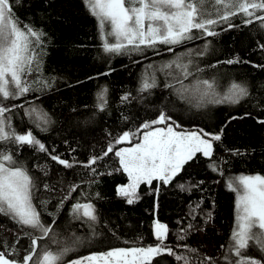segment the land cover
I'll return each mask as SVG.
<instances>
[{
  "label": "trees",
  "instance_id": "16d2710c",
  "mask_svg": "<svg viewBox=\"0 0 264 264\" xmlns=\"http://www.w3.org/2000/svg\"><path fill=\"white\" fill-rule=\"evenodd\" d=\"M10 2L21 27L28 25L43 33L42 42L35 49L41 61L39 71L34 70L25 77L32 90L19 100L5 102L11 106L23 105L7 114L11 126L18 133L32 131L52 155L77 162L74 167L65 169L46 153L27 146L17 150L10 143L0 145V150L12 152L16 166L25 167L36 178L38 188L33 203L41 213V220L52 224L53 233L61 242L57 245L41 240L38 251L72 246L75 238L80 237L82 243L63 258L62 264H68L112 248L154 246L158 243L154 237V221L159 220L169 229L165 243L176 253L188 256L191 264H200L206 256L212 257L215 264H226L223 257L235 226L236 199L235 193L228 190L227 182L241 174L264 175V124L258 123L264 119V67L253 66L264 65V51L258 47L264 44V29L255 23L246 25L238 16L231 19L234 27L221 25L216 28L218 35L188 41L171 52L167 46L158 45V51L149 49L143 55H113L104 52L98 22L89 14L83 0ZM206 44V54L193 56V67L203 69L196 75L215 80L217 91L222 94L232 82L245 83L250 92L247 99L236 105L209 104L195 108L164 87L166 79L160 71L155 73L158 88L151 93L138 91L145 72L154 71L148 65L159 66L189 49L199 51ZM236 57L250 63H221ZM194 79L190 77L184 84ZM41 80L54 83L44 88L38 83ZM104 89H107V105L100 111L98 95ZM128 93L133 99L122 103L121 97ZM31 107L50 116L52 123L46 132H41L25 115V110ZM161 108L181 125L177 130L223 131L221 141L214 144L213 156L223 175L213 172L208 160L198 154L171 184L159 183L158 194L153 191L158 182L154 181L151 188L142 184L138 190L140 199L129 205L116 192L117 187L127 184L128 180L124 173L116 171L119 163L114 153L93 165L97 173H105L103 175L93 176L81 164L87 163L91 156H99L113 137L124 131H136L144 122L156 119ZM136 142L133 140V144ZM130 146L133 145L124 143L115 147ZM229 150H239L240 154L232 155ZM42 169L47 170V175ZM178 183L198 186L191 191H181ZM73 184L79 187L60 206ZM77 202L95 205L100 221L96 226L98 236L92 237L88 225L73 217L72 207ZM197 204L199 208L193 218L191 212ZM208 213H211L210 219ZM189 224L193 227L180 239L181 229H187ZM0 245L15 247L19 256L10 258L22 259L30 239L15 223L0 216ZM187 248L197 251L189 252ZM3 250L0 247V251ZM248 254L261 258L253 247ZM153 264L177 262L164 254L154 258Z\"/></svg>",
  "mask_w": 264,
  "mask_h": 264
},
{
  "label": "snow or ice",
  "instance_id": "6c2138e0",
  "mask_svg": "<svg viewBox=\"0 0 264 264\" xmlns=\"http://www.w3.org/2000/svg\"><path fill=\"white\" fill-rule=\"evenodd\" d=\"M83 3L89 14L98 22L104 52L113 55H143L149 49L158 51V45L167 46L171 52L188 41L218 35L216 28L221 25L234 27L231 19L238 16L244 24L255 23L264 29V0H83ZM42 37L43 33L31 26H20L10 0H0V145L10 143L15 145L17 150L27 146L48 154L52 161L70 169L77 162L52 155L32 131L18 133L12 128L11 118L7 114L15 107L22 108L23 105L5 106V102L19 100L32 90V85L25 77L31 75L34 70L39 71L41 61L35 49L41 44ZM207 47L206 44L199 51L189 49L159 66L148 65V68L154 71L145 72L138 91L151 93L152 89L158 88L160 85L155 73L160 71L166 79L164 87L171 89V94L177 99L195 108H203L209 104L236 105L247 99L250 92L245 83L232 82L222 94L217 91L215 80L196 75L203 69L193 67V56L206 54ZM258 47L264 51V44H258ZM221 63L231 65L250 62L241 61L236 57ZM190 77H195L194 82L184 84ZM38 83L44 88H50L54 82L41 80ZM106 93L107 89H104L98 95L100 111H104L107 105ZM132 99L128 93L121 97V102L130 103ZM25 115L41 132H46L52 123L50 116L36 107L25 110ZM258 123L264 124V119L258 120ZM180 128L181 125L161 108L156 119L144 122L136 131H124L113 137L99 156H91L88 162L81 166L89 169L93 176L103 175L105 173H97L93 165L109 153H114L119 163L116 171L124 173L128 180L127 184L118 186L116 192L129 205L140 199L138 190L142 184L151 188L154 181L158 182L157 187L153 189L158 194L159 183L171 184L186 165L197 159L198 154L208 160V166L213 172L223 175L219 163L213 160L214 144L221 141L223 131H178ZM133 140L138 142L133 144ZM124 143L133 146L116 149V145ZM229 151L232 155L240 154L239 150ZM16 165L11 151L0 150V216L15 223L21 232L29 237L30 245L22 259L10 258L19 256L15 247L0 245L5 249L0 251V264H62L63 258L80 245L82 239L76 237L72 246L65 245L56 251L51 248L38 251L41 249V240H49L51 244L57 245L61 242L56 239L52 224H45L41 220V213L33 203L34 192L38 188L36 178L30 175L25 167ZM42 171L47 175L46 169ZM177 186L181 191H191L192 187L198 185L178 183ZM78 187L76 184L69 186L60 206ZM44 188L48 190V185L45 184ZM227 188L235 193L236 197L235 226L223 259L226 264H264V175L241 174L228 180ZM96 195L99 196V193ZM198 208L199 204L192 209L193 218ZM72 215L88 225L92 237L99 235L96 226L100 221L93 203H75ZM207 216L210 219L211 213ZM192 227L189 224L187 229H181L179 238L184 239L183 234ZM168 232L166 224L155 220L154 237L158 242L156 245L112 248L74 259L68 264H153L154 258L164 254L173 257L177 264H191L188 256L176 253L165 243ZM16 243H19L18 239ZM250 247L255 248L261 258L248 254ZM187 251L197 250L187 248ZM200 264H215V261L206 256Z\"/></svg>",
  "mask_w": 264,
  "mask_h": 264
},
{
  "label": "rangeland",
  "instance_id": "374dc122",
  "mask_svg": "<svg viewBox=\"0 0 264 264\" xmlns=\"http://www.w3.org/2000/svg\"><path fill=\"white\" fill-rule=\"evenodd\" d=\"M6 107H11L10 104H5ZM10 117V115H8ZM179 131V130H178ZM131 147V146H130Z\"/></svg>",
  "mask_w": 264,
  "mask_h": 264
},
{
  "label": "bare ground",
  "instance_id": "6f19581e",
  "mask_svg": "<svg viewBox=\"0 0 264 264\" xmlns=\"http://www.w3.org/2000/svg\"><path fill=\"white\" fill-rule=\"evenodd\" d=\"M80 223V222H79ZM77 224V223H76Z\"/></svg>",
  "mask_w": 264,
  "mask_h": 264
}]
</instances>
